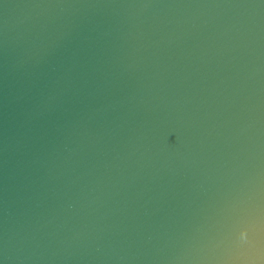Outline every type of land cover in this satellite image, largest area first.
<instances>
[{"label":"water","instance_id":"obj_1","mask_svg":"<svg viewBox=\"0 0 264 264\" xmlns=\"http://www.w3.org/2000/svg\"><path fill=\"white\" fill-rule=\"evenodd\" d=\"M0 264H264V0H0Z\"/></svg>","mask_w":264,"mask_h":264}]
</instances>
